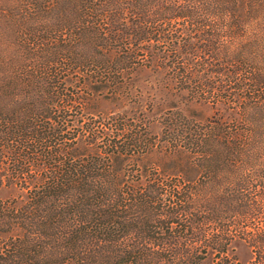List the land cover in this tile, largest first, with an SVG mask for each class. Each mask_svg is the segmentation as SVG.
<instances>
[{"label": "trees", "instance_id": "trees-1", "mask_svg": "<svg viewBox=\"0 0 264 264\" xmlns=\"http://www.w3.org/2000/svg\"><path fill=\"white\" fill-rule=\"evenodd\" d=\"M0 190V264H264V0H0Z\"/></svg>", "mask_w": 264, "mask_h": 264}, {"label": "rangeland", "instance_id": "rangeland-1", "mask_svg": "<svg viewBox=\"0 0 264 264\" xmlns=\"http://www.w3.org/2000/svg\"><path fill=\"white\" fill-rule=\"evenodd\" d=\"M148 80L149 82H145V81H139L140 84L142 85H155V82H154V79L152 77H148ZM149 83V84H147ZM149 90V96L150 98L153 97V101H155L156 103H159L158 106H156L154 103V113L157 114L158 112L161 111V109L163 108L162 105H160V99L162 97H164L162 95L163 92H160L158 91L157 89H149V86H146V91ZM99 107V108H98ZM98 109H103V110H112V109H115L114 107V103H105L104 101H100V104L98 105ZM91 111H93L95 108L94 106H91ZM193 111L195 114H197V116L199 118H205L207 116H210L212 114V111L211 109L209 108H198V107H192ZM189 110H187L188 112ZM158 115H156L155 117H157ZM151 132L152 133H157L159 131V124L154 122L152 125H151ZM11 194V191H6V190H0V197H6V196H9ZM250 257V253L249 251L244 248L243 246H239L237 251H236V258L241 261V262H245V260H247L248 258Z\"/></svg>", "mask_w": 264, "mask_h": 264}]
</instances>
